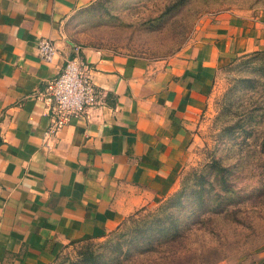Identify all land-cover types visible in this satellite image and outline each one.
I'll return each instance as SVG.
<instances>
[{
  "label": "crops",
  "instance_id": "crops-1",
  "mask_svg": "<svg viewBox=\"0 0 264 264\" xmlns=\"http://www.w3.org/2000/svg\"><path fill=\"white\" fill-rule=\"evenodd\" d=\"M93 1L0 0V264H51L170 195L220 69L264 50V23L228 13L164 59L76 46L63 24ZM43 39L57 49L51 63L38 56ZM75 47L99 104L45 139L47 87Z\"/></svg>",
  "mask_w": 264,
  "mask_h": 264
},
{
  "label": "rangeland",
  "instance_id": "rangeland-1",
  "mask_svg": "<svg viewBox=\"0 0 264 264\" xmlns=\"http://www.w3.org/2000/svg\"><path fill=\"white\" fill-rule=\"evenodd\" d=\"M176 1L95 0L62 30L76 46L159 60L218 14L264 23V0ZM195 134L170 195L51 264H264V55L220 69Z\"/></svg>",
  "mask_w": 264,
  "mask_h": 264
},
{
  "label": "built area",
  "instance_id": "built-area-1",
  "mask_svg": "<svg viewBox=\"0 0 264 264\" xmlns=\"http://www.w3.org/2000/svg\"><path fill=\"white\" fill-rule=\"evenodd\" d=\"M79 50V47L74 48L73 58L65 62L59 76L47 87L52 100L53 120L45 139L55 134L71 117L99 104V92L79 58ZM37 51L38 56L47 63H51L57 54L55 45L48 39L38 43Z\"/></svg>",
  "mask_w": 264,
  "mask_h": 264
},
{
  "label": "trees",
  "instance_id": "trees-1",
  "mask_svg": "<svg viewBox=\"0 0 264 264\" xmlns=\"http://www.w3.org/2000/svg\"><path fill=\"white\" fill-rule=\"evenodd\" d=\"M184 1H185V0H177V1H176L177 4H175V7H177L178 4L181 5V3H183ZM252 54H253L254 56H259V55H264V52L256 51V52H252ZM242 56H243V55H242ZM215 164H218V163H215ZM219 170H222V171H220L222 174L225 172L223 169H219ZM142 209H143V208H142ZM142 209H140V210H142Z\"/></svg>",
  "mask_w": 264,
  "mask_h": 264
}]
</instances>
